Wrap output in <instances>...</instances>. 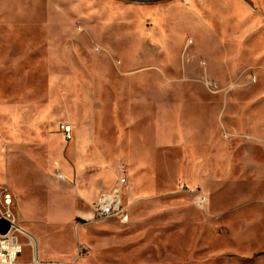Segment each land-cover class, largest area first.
Wrapping results in <instances>:
<instances>
[{"label": "rangeland", "instance_id": "1", "mask_svg": "<svg viewBox=\"0 0 264 264\" xmlns=\"http://www.w3.org/2000/svg\"><path fill=\"white\" fill-rule=\"evenodd\" d=\"M122 176L129 222L77 219L63 264H264V0H0V208L20 189L90 214Z\"/></svg>", "mask_w": 264, "mask_h": 264}, {"label": "crops", "instance_id": "2", "mask_svg": "<svg viewBox=\"0 0 264 264\" xmlns=\"http://www.w3.org/2000/svg\"><path fill=\"white\" fill-rule=\"evenodd\" d=\"M118 79L116 81L112 80L111 83L115 88H117V101L114 103V120L117 119V125L122 130V132H129L128 139L135 141L136 138V98L134 91L131 90L133 83H135L134 77L136 76L134 72L130 71H118L116 75H114ZM127 116L126 123L124 122V118ZM40 124H45L44 122H38ZM126 125V127H125ZM72 126V125H71ZM73 128V126H72ZM40 131V130H39ZM38 133V132H37ZM74 134V128H73ZM125 134V133H124ZM40 136V132L37 134ZM80 139L81 136L78 134ZM78 138L75 139L76 142ZM94 139L93 135L91 140ZM72 149V147H71ZM70 149V150H71ZM93 147L89 145H85L82 150V146L77 147V145L73 146L74 155H79L80 157L83 155L84 158H88V154L92 152ZM72 154V150H71ZM57 169V168H55ZM102 170V169H101ZM45 170L44 172H46ZM85 171V170H84ZM50 173L49 171H47ZM86 173V172H85ZM49 182H54L58 185L59 188L66 187L65 185H61V180L56 181L49 175ZM12 185V184H11ZM114 186V185H113ZM14 188V187H12ZM17 188V187H16ZM70 187L67 186V189ZM15 189V188H14ZM101 188L97 192L90 194L91 197L96 196L98 198V194L103 192ZM110 189V188H109ZM128 189V188H127ZM13 203H14V212L20 226L30 234L31 238L35 243V249L31 246V251L28 252V260L24 261L25 250L19 256L18 264H32V260L35 256L41 262H48L51 264H63L67 261H72L76 256L77 247L80 243L79 237V228H76V220L79 218L89 220L92 216L82 210L80 205V200L76 201V210L74 215L71 216H39L38 205L35 196L28 194L25 191H21L20 189H16L13 191ZM97 194V195H96ZM95 199V201H96ZM94 201V202H95ZM69 231V232H68ZM68 232V234H67ZM29 245V242L27 243Z\"/></svg>", "mask_w": 264, "mask_h": 264}, {"label": "built area", "instance_id": "3", "mask_svg": "<svg viewBox=\"0 0 264 264\" xmlns=\"http://www.w3.org/2000/svg\"><path fill=\"white\" fill-rule=\"evenodd\" d=\"M210 89L214 91L217 86L210 83ZM60 132L67 140L73 138V128L69 124H62ZM57 178L65 181V176L59 172ZM128 180L125 176L120 177L115 183L114 187L108 192L99 194L96 201L91 205V218L86 220L91 221H105L116 220L121 223H127L130 219L129 207L125 205L124 190ZM3 207L0 208V219H6L11 223V229L8 234H0V264H18L19 256L22 253L23 244L22 238L29 239V246L35 249V243L31 236L20 226L15 216L13 209V198L11 195H6L3 201ZM32 264H51L48 262H41L37 256L32 260Z\"/></svg>", "mask_w": 264, "mask_h": 264}, {"label": "water", "instance_id": "4", "mask_svg": "<svg viewBox=\"0 0 264 264\" xmlns=\"http://www.w3.org/2000/svg\"><path fill=\"white\" fill-rule=\"evenodd\" d=\"M134 1L140 2V0H134ZM10 229H11V223L6 219H0V234L6 235L9 233Z\"/></svg>", "mask_w": 264, "mask_h": 264}]
</instances>
